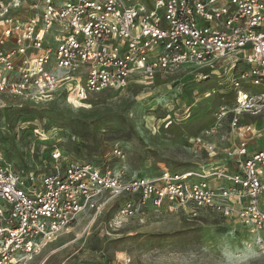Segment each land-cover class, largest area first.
Listing matches in <instances>:
<instances>
[{
  "label": "built area",
  "instance_id": "2783aa9c",
  "mask_svg": "<svg viewBox=\"0 0 264 264\" xmlns=\"http://www.w3.org/2000/svg\"><path fill=\"white\" fill-rule=\"evenodd\" d=\"M181 67L215 79L208 94H220L214 123L193 140L207 161L134 176L60 146L43 167L0 150V264H27L80 215L113 204L116 227L180 208L264 234V0H0V109L61 92L77 103Z\"/></svg>",
  "mask_w": 264,
  "mask_h": 264
},
{
  "label": "rangeland",
  "instance_id": "374dc122",
  "mask_svg": "<svg viewBox=\"0 0 264 264\" xmlns=\"http://www.w3.org/2000/svg\"><path fill=\"white\" fill-rule=\"evenodd\" d=\"M212 86L215 79L181 67L154 80L133 77L124 88L77 103L61 92L49 101L6 107L0 109V150L17 166L43 167L60 146L79 162L124 168L134 176H153L164 167L198 169L207 156L193 140L214 123L210 108L220 101L219 92L208 94ZM115 211L113 204L97 217L80 215L27 264H212L205 246L213 248L225 234L236 245L250 237L216 212L150 209L116 227Z\"/></svg>",
  "mask_w": 264,
  "mask_h": 264
},
{
  "label": "clouds",
  "instance_id": "9594fccd",
  "mask_svg": "<svg viewBox=\"0 0 264 264\" xmlns=\"http://www.w3.org/2000/svg\"><path fill=\"white\" fill-rule=\"evenodd\" d=\"M251 233L242 245L234 244L230 234H225L213 248L205 246L203 251L212 264H264V234L255 228Z\"/></svg>",
  "mask_w": 264,
  "mask_h": 264
}]
</instances>
